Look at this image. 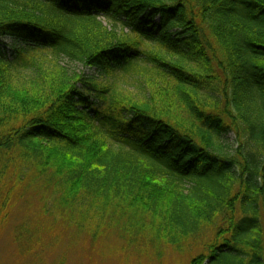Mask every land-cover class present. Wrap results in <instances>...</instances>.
Segmentation results:
<instances>
[{"label":"trees","instance_id":"16d2710c","mask_svg":"<svg viewBox=\"0 0 264 264\" xmlns=\"http://www.w3.org/2000/svg\"><path fill=\"white\" fill-rule=\"evenodd\" d=\"M32 189L73 237L264 264V0H0L1 224ZM45 225H18L21 254Z\"/></svg>","mask_w":264,"mask_h":264},{"label":"rangeland","instance_id":"374dc122","mask_svg":"<svg viewBox=\"0 0 264 264\" xmlns=\"http://www.w3.org/2000/svg\"><path fill=\"white\" fill-rule=\"evenodd\" d=\"M101 20L107 24L106 20L101 17ZM127 31L128 29H124ZM5 44L10 52V47L13 44L11 40L6 39ZM32 55V52L30 53ZM35 56V57H34ZM33 58H38L34 55ZM29 59V58H27ZM37 60V59H36ZM35 60V61H36ZM38 62V60L36 61ZM62 65L66 66L70 72L85 73L89 76H99V71L76 62H69L62 59ZM22 75H27L31 71L30 66H20L18 68ZM102 79V78H101ZM116 81L121 83L126 89L132 93H139L143 89L136 87V82L131 77H108L105 82L111 83ZM139 90V91H138ZM236 138L233 133L225 137L226 149L232 150ZM189 185V184H186ZM5 190L2 191L1 196H4ZM26 191H14L13 200L8 208L9 216L3 224L0 223V264H51L56 261L60 256L66 255L67 264H188L191 258L200 253L202 248L194 247L190 251L166 250L163 253L158 252V255L153 257H142L133 247L127 246L125 240L118 234L117 229L108 233L105 238L93 242L90 236L83 234L82 236L73 237L70 229L62 220H55L52 216L44 211L46 198L45 193L33 190L25 195ZM44 198V201H43ZM2 198L0 197V207ZM29 220L36 226L41 223L46 224L45 230L42 232V244L36 248L32 255L24 256L19 251L18 245L14 241L15 231L18 225L23 220ZM52 238L56 239V243L52 244L46 249L43 247L51 241ZM71 239L74 241L71 242ZM68 240L71 242L66 247ZM107 246L111 251L110 253L105 249ZM40 256L42 261L39 260Z\"/></svg>","mask_w":264,"mask_h":264}]
</instances>
